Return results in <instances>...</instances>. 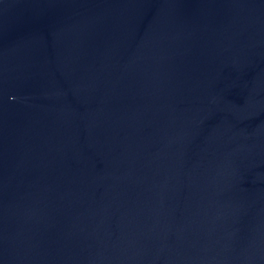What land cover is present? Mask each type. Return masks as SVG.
Segmentation results:
<instances>
[{
	"label": "water",
	"instance_id": "1",
	"mask_svg": "<svg viewBox=\"0 0 264 264\" xmlns=\"http://www.w3.org/2000/svg\"><path fill=\"white\" fill-rule=\"evenodd\" d=\"M0 264H264V0H0Z\"/></svg>",
	"mask_w": 264,
	"mask_h": 264
}]
</instances>
